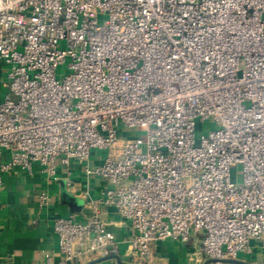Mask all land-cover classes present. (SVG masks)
I'll return each instance as SVG.
<instances>
[{"label":"built area","instance_id":"1","mask_svg":"<svg viewBox=\"0 0 264 264\" xmlns=\"http://www.w3.org/2000/svg\"><path fill=\"white\" fill-rule=\"evenodd\" d=\"M263 15L264 0H0V186L73 162L108 182L85 221L54 218L42 264H117L101 206L128 222L132 264L198 230L208 264H264Z\"/></svg>","mask_w":264,"mask_h":264},{"label":"crops","instance_id":"2","mask_svg":"<svg viewBox=\"0 0 264 264\" xmlns=\"http://www.w3.org/2000/svg\"><path fill=\"white\" fill-rule=\"evenodd\" d=\"M2 153L0 159L6 158ZM102 156L94 150L90 164H100ZM82 201L78 211H70L61 201V189ZM108 186L106 179L87 175L82 164L71 163L58 167L55 176H47L37 165L30 171L14 168L3 175L0 186V264H42L44 253H55L58 241L52 229L54 218L73 217L83 222L89 209L86 202L96 199ZM46 194L48 201L41 206L39 195ZM109 237L118 243L117 264H132L128 247V222L113 208L100 207ZM205 232H192L186 242L160 240L152 244V253L146 264H208L202 253ZM87 264H115L111 258L98 257ZM226 264H234L227 261Z\"/></svg>","mask_w":264,"mask_h":264},{"label":"rangeland","instance_id":"3","mask_svg":"<svg viewBox=\"0 0 264 264\" xmlns=\"http://www.w3.org/2000/svg\"><path fill=\"white\" fill-rule=\"evenodd\" d=\"M264 18V15H263ZM65 72V68L62 66H59L57 69V76L59 77L61 74ZM5 94V89L1 90L0 97H3ZM214 128V123L211 120H205L202 122H199L196 128L195 136L198 137L201 134H206L208 131L212 130ZM138 130L136 128L133 129H126L123 127H119L117 129V136L118 137H132L139 135L141 133L137 132ZM102 157L105 156L106 151L105 150H96ZM240 166L237 165L235 168L232 169V179L236 183V185L241 184V172H240ZM250 244H253L251 242ZM257 252H261V249H258ZM253 254H244L240 253L238 256V259L232 260L231 262H234V264H249L254 261Z\"/></svg>","mask_w":264,"mask_h":264},{"label":"water","instance_id":"4","mask_svg":"<svg viewBox=\"0 0 264 264\" xmlns=\"http://www.w3.org/2000/svg\"><path fill=\"white\" fill-rule=\"evenodd\" d=\"M61 201L66 204L70 211H78L82 206V201L66 192L64 186L61 189ZM116 259L119 261L118 257Z\"/></svg>","mask_w":264,"mask_h":264}]
</instances>
